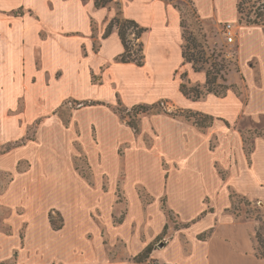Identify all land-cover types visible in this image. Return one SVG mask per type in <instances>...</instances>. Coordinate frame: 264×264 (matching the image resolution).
<instances>
[{"label": "rangeland", "instance_id": "1", "mask_svg": "<svg viewBox=\"0 0 264 264\" xmlns=\"http://www.w3.org/2000/svg\"><path fill=\"white\" fill-rule=\"evenodd\" d=\"M166 1L179 10L195 53L223 60L222 75L236 87L214 100L205 81H186L188 90L204 94L182 95L194 106L197 100L209 104L213 114L185 108L175 97L140 103L150 110L134 111L137 103L126 106L116 94L102 107L69 98L38 116L33 98L41 88L20 75L0 73V81L8 82L0 90V232L16 239L12 256L1 264H198L204 233H196L192 223L215 197L227 192L232 211L237 207L252 220L264 218V177H251L256 197L235 190L249 177H227L252 162L258 171L264 168V0H238L231 43L224 35L227 21L201 19L192 0ZM24 12L0 10V21L24 22L15 18ZM92 30L93 36L95 25ZM127 37L134 42L130 32ZM93 44L97 50L98 40ZM186 63L177 70L181 81L186 67L192 69ZM103 70L92 72L91 80H101ZM231 110L234 118L222 117ZM209 116L211 126L194 123L196 118L209 122ZM99 118L116 120V137L98 138L94 120ZM168 142L175 143L172 149ZM196 160L210 163L219 175L210 178L211 193L199 188L184 204L179 190L190 177L179 176ZM42 183L48 188L43 194ZM165 225L149 259L134 262Z\"/></svg>", "mask_w": 264, "mask_h": 264}, {"label": "crops", "instance_id": "2", "mask_svg": "<svg viewBox=\"0 0 264 264\" xmlns=\"http://www.w3.org/2000/svg\"><path fill=\"white\" fill-rule=\"evenodd\" d=\"M192 2L201 19L230 22L237 16L238 0ZM4 4H9V8ZM17 7H22L25 12L15 18H22L24 22L13 21L11 25V21L4 17L0 21V73L20 75L21 79L30 82L31 87L41 88V94L33 98L38 116L57 108L69 98L91 101L102 107L106 106L105 103L113 102L116 94L126 106L175 97L185 108L213 114L209 104L197 100L194 103L198 104L194 106L180 90L182 81L177 77V70L187 63L182 56L180 12L170 2L112 0L109 5L98 8L94 0H0V10L12 11ZM115 16L134 20L146 29L140 38L144 54L142 65L116 61V57L124 51L117 29L104 36L107 24ZM93 25L96 30L92 36ZM16 31L20 34L18 37ZM94 40H98L97 50L93 49ZM186 68L181 78L185 82L205 81L206 75L201 70ZM101 69H104L101 80L93 82L92 72ZM7 84L6 79L0 81V90ZM226 95H215L213 99L223 100ZM235 116L234 110L222 115L228 120ZM223 121L229 126L227 120ZM94 122L99 139L105 135L109 140L116 137V120L99 118ZM243 141L246 143L245 139ZM166 144L167 148L172 149L175 143ZM188 155L191 156L192 152ZM190 163L191 167L185 165L186 173L179 176L190 177L179 190L180 200L184 204L190 202L189 193H195L199 188L211 193L213 185L210 178L219 175L210 163L199 160ZM257 168V164L252 162L248 168L235 169L227 176L249 177L248 181L235 185L238 193L256 197L251 177H264V168L261 171ZM260 189L264 199L263 188ZM45 191L48 188L42 183L41 194ZM232 204L233 197H229L227 192L222 193L220 198H214L211 208L203 210L199 219L192 223L196 233H204L201 253H197L198 264H264V258L255 252L258 222L243 215L240 208L232 211ZM219 210L223 213L217 214ZM26 246L27 242L23 246L24 251ZM15 249L16 239L0 232V264L9 260Z\"/></svg>", "mask_w": 264, "mask_h": 264}, {"label": "trees", "instance_id": "3", "mask_svg": "<svg viewBox=\"0 0 264 264\" xmlns=\"http://www.w3.org/2000/svg\"><path fill=\"white\" fill-rule=\"evenodd\" d=\"M112 0H94V4L96 7H105L109 5ZM183 33V51L182 56L185 62L191 63V66L194 71H200L204 69V64H209L205 70L206 80L204 85V90L206 93H213L218 97H223L226 95V92L229 88H235L234 84H228L226 79L224 78L223 71H225V64L223 60L213 59L209 61V59L202 58L201 54L197 55L195 53V49L197 45L194 43L192 39L187 35L185 26L181 25ZM116 28L118 35L122 41L124 46V51L118 56L119 62H133L136 65L140 66L143 64L144 54H143V43L140 40L142 34L146 30L141 27L136 21L131 19H122L119 16L113 17L106 26V30L104 36H107L111 33V31ZM130 32L133 35V41L128 39L127 34ZM199 52V51H198ZM221 80V82H218ZM180 90L184 95H192L194 98H200L204 92L199 90L198 88L193 87L192 89H187L186 82L182 79V83L180 84ZM132 109L142 110L146 112L150 110V107L144 104H138L133 106ZM209 122H201L196 118L194 123L199 127H207L212 123V117L209 116ZM137 130V126H134ZM258 222L255 238L257 245L255 247L256 255L264 258V219L262 216L257 215L255 217ZM167 229V225L164 226V230L160 233L154 241L149 243L142 251L137 253L133 257L134 262H144L149 259L150 254L156 248V244L162 239L165 230Z\"/></svg>", "mask_w": 264, "mask_h": 264}, {"label": "built area", "instance_id": "4", "mask_svg": "<svg viewBox=\"0 0 264 264\" xmlns=\"http://www.w3.org/2000/svg\"><path fill=\"white\" fill-rule=\"evenodd\" d=\"M224 35L225 38L227 39L228 43H231L234 41L235 37H236V29L233 26V24L231 22H227L224 24Z\"/></svg>", "mask_w": 264, "mask_h": 264}]
</instances>
